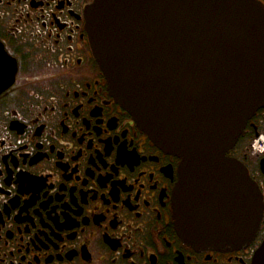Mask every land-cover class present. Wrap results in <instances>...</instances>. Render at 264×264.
I'll use <instances>...</instances> for the list:
<instances>
[{
    "label": "flooded vegetation",
    "instance_id": "flooded-vegetation-1",
    "mask_svg": "<svg viewBox=\"0 0 264 264\" xmlns=\"http://www.w3.org/2000/svg\"><path fill=\"white\" fill-rule=\"evenodd\" d=\"M94 1L0 0V264H253L264 207L240 242L177 231L181 158L111 92L87 28ZM227 154L264 199V107Z\"/></svg>",
    "mask_w": 264,
    "mask_h": 264
},
{
    "label": "water",
    "instance_id": "water-1",
    "mask_svg": "<svg viewBox=\"0 0 264 264\" xmlns=\"http://www.w3.org/2000/svg\"><path fill=\"white\" fill-rule=\"evenodd\" d=\"M87 28L113 95L155 144L181 158L177 231L190 242L254 236L263 195L227 153L264 107V4L95 0ZM253 264H264V241Z\"/></svg>",
    "mask_w": 264,
    "mask_h": 264
},
{
    "label": "built area",
    "instance_id": "built-area-1",
    "mask_svg": "<svg viewBox=\"0 0 264 264\" xmlns=\"http://www.w3.org/2000/svg\"><path fill=\"white\" fill-rule=\"evenodd\" d=\"M255 146H256V144H255Z\"/></svg>",
    "mask_w": 264,
    "mask_h": 264
}]
</instances>
